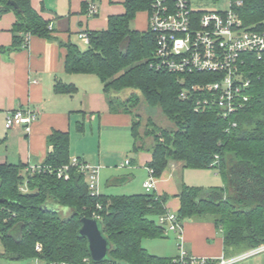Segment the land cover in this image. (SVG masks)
Returning <instances> with one entry per match:
<instances>
[{
	"label": "trees",
	"instance_id": "16d2710c",
	"mask_svg": "<svg viewBox=\"0 0 264 264\" xmlns=\"http://www.w3.org/2000/svg\"><path fill=\"white\" fill-rule=\"evenodd\" d=\"M14 1L18 9L8 0H0V11L11 9L16 14L10 49L26 48L32 35L50 38V24L32 7L31 0ZM93 1L98 0H83L85 11ZM239 1L233 8L242 25L264 32V0ZM149 5L150 0H124V13L108 16L106 28L85 31L88 41L84 49L65 42L64 71L95 75L103 85L110 111L131 115L134 150L144 148L139 140L152 137L148 168L155 178L170 160L182 161L187 168H213L221 175L220 187L181 186L175 212L181 223L186 218L212 220L222 231L225 253L262 246L264 54L261 58L242 55L245 61L241 65L251 80L249 98L242 108L224 117L217 104L202 105L204 99L209 101L215 95L191 89L215 80V76L178 74L156 66L153 32L131 27L136 13ZM182 87L190 89L185 98L180 97ZM54 91L72 95L77 88L57 80ZM121 92L127 94L124 99L111 96ZM141 101L149 109H159L174 127L159 126L148 117L140 135L136 109ZM47 144L50 150L38 169L30 170L29 164L23 163H0V259L7 264L26 259L37 260V264H190L179 262L177 256L149 253L141 244L143 239L164 234L158 217L168 211L167 195L155 191L92 194L86 174L70 165L69 132L53 130ZM64 165H69L68 176L58 177L56 171ZM57 207L61 210L55 211ZM82 217L95 218L110 243L101 261L91 259L87 240L79 234ZM36 244L41 245L40 251Z\"/></svg>",
	"mask_w": 264,
	"mask_h": 264
},
{
	"label": "crops",
	"instance_id": "0c3cea01",
	"mask_svg": "<svg viewBox=\"0 0 264 264\" xmlns=\"http://www.w3.org/2000/svg\"><path fill=\"white\" fill-rule=\"evenodd\" d=\"M31 5L48 20L51 37L32 35L27 47L22 49H10L15 12L11 9L0 11V163L40 164L50 150L48 135L53 130L67 131L70 136V155L99 166V193L121 195L114 188L122 184L130 189L126 194L145 193L143 183L148 176L151 152L148 147L134 150L132 117L127 113L110 111L103 85L95 75L69 74L64 71L66 48L63 44L70 41L84 49L87 41L81 33L106 28L108 16L124 13V0H98V11L94 15L84 10L83 0H31ZM142 12L145 13L144 17L140 16ZM132 22L133 29L146 30L147 10L138 11ZM57 80L74 84L77 91L72 95L56 93L54 84ZM17 108H27L36 114L29 131L21 125L9 129L5 127L7 114ZM87 126L91 133L95 129L97 132L95 156L82 145L78 146L86 136ZM118 132H127L131 137L122 151L108 148L109 145L118 148L116 143L100 148L104 137L116 141ZM104 141L107 144L108 141ZM126 160L129 162L126 163ZM121 169L128 171L120 173ZM184 169L182 161L170 160L161 176L155 178L152 191L168 196L165 206L169 211L176 212L179 207L178 194L184 184ZM175 173L180 175V183L176 181ZM136 174L141 178L144 191H135L132 189L134 186H130ZM163 233L161 237L143 239L142 246L149 253L175 257L179 254L181 244L188 255L210 260L233 258L251 250L239 252L230 249L225 253L222 231L206 218L184 219L181 239L164 229ZM169 237L175 238L176 251L163 253L160 243ZM232 264H264V248Z\"/></svg>",
	"mask_w": 264,
	"mask_h": 264
},
{
	"label": "built area",
	"instance_id": "2783aa9c",
	"mask_svg": "<svg viewBox=\"0 0 264 264\" xmlns=\"http://www.w3.org/2000/svg\"><path fill=\"white\" fill-rule=\"evenodd\" d=\"M240 4L239 0H230L227 10L213 12L194 11L190 8V0H150L147 9L148 29L153 32L156 43V66L178 74L200 72L215 76V80L192 85L191 89L204 90L215 95L209 101L204 99L202 105L208 102L217 104L224 117L242 108L249 98L251 80L246 74L248 70L241 65L245 61L242 55L253 54L261 58L264 54V32L242 25L241 18L233 8ZM97 11V3L90 2L87 12L94 15ZM81 36L88 41L86 32H82ZM189 92V88L182 87L180 97H187ZM35 120L36 114L32 110L17 108L7 114L5 127L9 129L21 125L29 131ZM70 163L86 174L91 193H98L99 166L77 157H72ZM28 168L35 170L40 168V164H29ZM68 168L69 165L58 168L57 176L67 178ZM143 186L146 191H151L155 186V177L150 168ZM158 223L165 232H173L181 239L182 223L175 212L168 210L158 217ZM263 248L264 245L233 258L211 260L213 262L210 264H232ZM35 249L40 251L41 245L36 244ZM176 260L181 263L205 264L210 259L190 256L179 244ZM31 264H37V260Z\"/></svg>",
	"mask_w": 264,
	"mask_h": 264
},
{
	"label": "rangeland",
	"instance_id": "374dc122",
	"mask_svg": "<svg viewBox=\"0 0 264 264\" xmlns=\"http://www.w3.org/2000/svg\"><path fill=\"white\" fill-rule=\"evenodd\" d=\"M229 3L230 0H190V8L193 9L194 11H213V12H221L225 11L229 8ZM140 16L144 17L145 13H140ZM141 17V18H142ZM131 26L133 27V22L131 23ZM118 95L120 98L124 99L127 94L121 92V93H111V96H116ZM141 98V97H140ZM136 112L140 116V135L143 134L144 126L146 123V119L148 117L152 118L156 124L159 126L167 127V128H172L173 123L166 117L164 114L159 109H149L147 106L143 104L141 101L140 104L138 105ZM130 115V114H129ZM131 116V115H130ZM88 127V128H87ZM86 127V136L83 139L82 143H78V146L82 145L83 148L88 150L91 155L95 156L96 152L95 150L97 149V132L96 129L93 131V133L90 132L89 126ZM114 134V133H113ZM118 139L116 141L114 139L108 140L107 138H103L101 140V145L100 148H104V145H109V144H118L117 147L115 148L113 145H109L108 148L111 149H116L119 151H122L124 148V145H127L128 142L131 141V137L129 133H121L118 132ZM104 140H107V144L105 143ZM143 142V147L150 148L152 144V137L151 136H145L141 140H139V143ZM125 151V150H124ZM125 171H128L127 169H121L120 173H127ZM148 177V176H147ZM174 177L176 181L180 183V175L177 173L174 174ZM87 179V178H86ZM99 179V175H98ZM184 184L188 186H196V187H203V188H209V187H220L223 185V180L221 175L213 168H187L185 167L184 169V175L182 177ZM88 180V179H87ZM99 181V180H98ZM141 178L138 176V174L135 175V179L131 182L130 186H134L132 189H135V191H144L142 186H141ZM126 189V190H125ZM130 190L128 187L124 184L117 186L114 188V191L116 193H121V194H126L128 193L127 191ZM152 191V190H151ZM134 193V192H133ZM176 237V236H175ZM162 240V239H161ZM161 245V252H170L172 253L176 251V241L175 238L169 237L166 239H163V241L160 243ZM149 247V246H148ZM0 249H1V244H0ZM149 249L153 251L150 247ZM154 249V248H153ZM156 251L160 252L156 248ZM160 252V253H161ZM178 252V249H177ZM34 263V259H26V260H21V261H13L10 264H31ZM0 264H7L5 260L0 259Z\"/></svg>",
	"mask_w": 264,
	"mask_h": 264
},
{
	"label": "water",
	"instance_id": "95a60500",
	"mask_svg": "<svg viewBox=\"0 0 264 264\" xmlns=\"http://www.w3.org/2000/svg\"><path fill=\"white\" fill-rule=\"evenodd\" d=\"M7 3L18 9L14 0H8ZM58 210H61V207L55 209V211ZM79 234L86 238L88 251L93 261H101L106 257L110 249V243L102 234L95 218L82 217Z\"/></svg>",
	"mask_w": 264,
	"mask_h": 264
}]
</instances>
